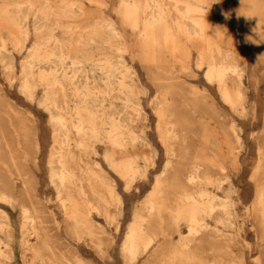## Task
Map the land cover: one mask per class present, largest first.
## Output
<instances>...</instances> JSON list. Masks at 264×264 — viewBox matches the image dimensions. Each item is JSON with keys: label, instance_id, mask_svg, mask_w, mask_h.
<instances>
[{"label": "rangeland", "instance_id": "1", "mask_svg": "<svg viewBox=\"0 0 264 264\" xmlns=\"http://www.w3.org/2000/svg\"><path fill=\"white\" fill-rule=\"evenodd\" d=\"M27 1L34 9H43L41 12L43 19H46L45 27H48L44 35L50 34L52 38L55 36L54 39L58 38L64 41L67 38H69L67 40L74 38L71 40L73 43L79 35L95 29L101 31L100 34L104 37L106 44H116L117 42H123L122 45L125 44L123 49L118 52L111 51L109 56L110 59L121 57L125 61L124 66H121V70L124 73L130 72L131 78L134 79V85L137 84L134 89L136 88V94L140 92L139 94L142 97V108L145 116H147L144 121L147 122L148 132H150V138L155 148V160L152 165L146 168L143 177L139 176L134 181L128 182V180L121 177L117 170L107 165L108 163L103 157L104 145L96 143V153L89 154L87 158L86 156L83 157L86 161L89 160L90 167L97 163L95 166L97 168L99 166V169L92 168L98 174L103 171V174L100 173L101 176L103 175V179L108 177L106 182L109 184L110 191L113 192L110 194L112 197L109 195V198H113L111 199L113 205L110 204V206L114 207L117 216L115 215L116 218L112 223L105 218V215L91 211L90 222L92 220L91 223L95 227L93 228L95 229L94 235L88 236L83 231H80L78 235H74V231L71 233L69 230H73L72 221L66 220L57 193L49 180L50 166L48 161L54 136H52L50 112L46 108L44 109L42 105L41 107H39V104L37 106L43 89L38 87L35 90L32 102L19 90V75L22 63L28 51L32 48L31 45L37 42L36 40L40 35L32 31L26 40L16 27L10 29V34L0 32V48L5 45L7 50L13 54V61H15L11 70L3 69L0 64V152H2L0 153V221L2 220L1 223H5L3 228L0 229V240L4 241L7 244V249L10 248L13 252L12 259L6 257V260H4L2 258L0 259L2 263L156 264V260L151 259V255L157 245L138 259L133 260V262L126 255L127 259H125L122 245L128 226L134 220L135 212L144 208L148 196L153 191L155 176L163 170L164 163H166L165 146L160 139L159 129L164 130L165 126L162 127L164 123L167 125L168 122L172 121L171 114L173 112L176 113L177 110L186 108L187 114L191 116V122L193 121L190 129L196 133L198 132L200 136L206 137L204 144H220L219 147L221 146L220 151H223V156L220 152L219 159L220 161L224 160L222 161L224 171L221 173L223 185L228 187L232 183L231 199L235 206L233 205L231 220L235 223V227H223L221 224L218 226L225 234H228V237L231 236L234 240V244L229 248L231 254H229L230 252L227 254L228 264H264V234L259 219L253 210L256 187L253 182L254 179L251 178L254 177L255 165L258 164V143L262 148L260 151L264 148V0H219V2L217 0H184V3L191 6L202 7L201 14L194 12L193 9L189 14H185L187 20L198 18L199 15L200 18H203V35L200 39H196L189 32L168 33L167 28L169 25L166 22H160L151 27L148 23L151 13L148 5L150 0ZM156 1L163 4L164 0ZM7 2L9 5L16 7L20 0H0V10H4ZM193 2L195 3L193 4ZM134 4L135 6H133ZM72 5H74L73 8ZM224 13L229 14L228 19L225 18ZM61 15L62 17H60ZM73 22L76 24L73 25ZM107 22L113 23L121 32L118 39H110L102 32V28ZM30 28L33 29V25ZM73 44L74 49L72 48L71 54L66 58L67 67L70 66L73 60L81 57L82 49L93 47L92 44L88 46ZM19 46L20 48H18ZM216 48H228L234 51L236 59L244 69V76L239 79L240 90L243 91L241 92L242 102L239 105L241 108L238 106L237 110V112L241 111L242 113V110L245 109L244 115L239 112L236 115V110L231 109L230 105L223 101L216 80L210 83L208 79H204L207 77H204L206 70H208L207 63L211 62L212 59V50H216ZM198 50L202 53L201 58L198 55ZM102 53V51L99 52V58L106 60L107 56H102ZM41 54L37 51L32 57L36 59ZM77 54L78 56H76ZM199 68L201 69L199 70ZM79 79L84 81V78ZM89 82L91 86H97L101 89L104 87L103 82L96 77L90 76ZM197 88L199 91H197ZM186 93L187 97H185ZM199 94L200 96L197 97L196 95ZM193 95L194 97H192ZM156 98L158 99L156 100ZM154 101L160 102V118L163 117L164 119H160L159 113L155 111L154 107L156 105L154 103L156 102ZM194 102L198 110L193 107ZM164 104L167 105L166 109V105L163 107ZM173 105L175 108L172 107ZM168 109L172 111L166 113ZM194 115L196 118L199 117L198 120L195 119ZM162 121L163 123H161ZM23 122L34 125L35 131H33V134L28 132L27 135L21 136L19 129H21ZM201 122L207 125L204 126ZM232 125L235 126V129L237 128L236 131L240 136L242 148H237L236 143L233 144L234 150L232 144L230 147V144L224 146ZM203 126L205 129L202 128ZM26 127L29 128L28 125ZM214 131L217 136L215 133L212 134ZM216 140L219 142H216ZM195 143L201 145L199 141ZM228 149H231L232 152ZM232 158L234 160L238 159L237 162L233 161ZM93 162L94 164H92ZM112 182H114V185ZM10 185L13 189L10 188ZM2 193L10 195L14 202L8 201L9 199L3 197ZM220 195L221 197L227 196L224 192H220ZM23 202H26V206L32 212L31 215H36L35 224L40 232L38 237L32 233L29 227L25 228L26 234L23 235ZM247 208L249 209L246 210ZM222 214V212H218L221 217L224 216ZM209 222L215 225L213 219H209ZM181 227V232L186 233L187 228L183 222ZM166 234L160 233V236H158L159 241L163 239V236L166 237ZM95 235H97L98 241L101 240V243H97L98 241L94 239L96 238ZM179 235L177 232L172 233L171 237L174 244L179 242L182 236ZM91 236L94 237V241ZM198 237L200 238V236ZM23 240L26 242L25 247L22 244ZM197 242L200 246L199 241ZM205 250H207V245L202 244L200 252L197 254L203 256L206 253ZM195 264H198V262H195Z\"/></svg>", "mask_w": 264, "mask_h": 264}, {"label": "bare ground", "instance_id": "2", "mask_svg": "<svg viewBox=\"0 0 264 264\" xmlns=\"http://www.w3.org/2000/svg\"><path fill=\"white\" fill-rule=\"evenodd\" d=\"M148 5L151 13L149 18H147L151 27L157 23L166 22L169 25L167 28L168 33L189 32L196 39H200L203 35V18H200L199 15L198 18L187 20L185 15L189 14L192 9L194 12L201 14L202 7L197 5L191 6L184 3V0H164L163 4L158 3L156 0H150ZM73 7L74 5H72ZM41 10L39 8L34 9L27 0H20L16 7L11 6V4L9 5L7 2L4 10H0V32L10 34V29L16 27L26 40L32 31L40 35L38 38L36 36L37 42L31 45L32 48H30L28 53L26 52L27 54L22 63L19 75V90L20 93L25 94L30 99L29 101L32 102L35 90L38 87L43 89L37 106L38 104L40 105L39 107L42 105L44 109L46 108L50 112V124L53 131L52 136H54L48 161L50 166V183L57 193L56 195L66 215V220L72 221L73 230L69 231L71 233L74 231V235H78L80 231H83L88 236H93L95 231L93 228L95 227L91 223L92 220L90 222L91 211L105 215V218L111 222L116 218V211L113 209L114 207H111L113 205L111 199L113 198H109V195L113 192L110 191L109 184L106 182L108 177L107 179H103V175L101 176L100 173L103 174L104 172L102 171L98 174L94 169H99V166L98 168L95 166L97 163L93 166L91 165L94 167L92 168L89 166V160L87 159L88 161H86L83 156L87 158L89 154L96 153V143H102L104 145L103 157L108 163L107 165L112 166L121 174V177L130 182L143 174L145 175L144 171L155 160V148L150 138V132H148L147 122L145 123L144 121L147 116H145L142 108V97L139 94L140 92L138 91L139 93L136 94V88L134 89L135 85L137 87V84L134 85V79L131 78L130 72L127 71L124 73L121 70V66H124L125 61L121 57L110 59L109 56L111 51L118 52L124 48L125 44L122 45L123 42L106 44L104 37L100 34L101 31L92 29L79 35L73 43L81 46L92 44L93 47L85 48V50L82 49L81 57H76L78 59L72 62L70 61L71 64L67 67L66 58L72 52L73 43L71 40L74 38L71 40H67L69 39L67 38L64 41L58 38L54 39L55 36L52 38L50 34L44 35L48 27H45L46 19H43ZM75 24L73 22V25ZM31 25H33V29L30 28ZM66 31L64 32L66 33ZM102 32L110 39H118L121 36V32L111 22H107L103 26ZM200 50H198V55L201 58L202 53ZM37 51L42 54L35 59L32 56ZM100 51L103 52L102 56H107L106 60L99 58ZM212 51V59L210 58L211 62L207 63L208 70H206L207 72H205L204 76L207 77L204 79H208L210 83L216 80L223 101L227 102L231 109L237 112L238 106L242 102L241 92L243 91L240 90L239 79L244 76V69L236 59L237 57L234 51L228 48H216V50ZM12 55L5 45L0 48V64L3 69H12L13 62H15L13 61ZM90 76L101 80L104 87L101 89L97 86H91L89 82ZM79 78H84V81H81ZM182 89L185 91L184 88ZM197 91H199L198 88ZM143 93L145 92L143 91ZM200 94L196 96L198 97ZM166 96L168 97L167 93ZM185 97H187V93ZM154 102L156 105L154 107L155 111L159 113L160 118V102ZM190 104L192 105V103ZM193 105L195 107V102ZM172 107L175 108L174 105ZM168 108L170 107L168 106ZM169 111L171 112L172 110L168 109L166 113H169ZM186 111L185 108L184 110H177L176 113L173 112L171 114L172 121L168 122L169 124L167 125L164 123L162 126H165L164 130L162 128V130L159 129L158 133L165 146L167 159L166 163H164L163 170L155 176L153 191L148 196L144 208L141 211H136L134 220L132 219L133 222L130 225L128 224V231L122 245V252H124V257L126 255V257L132 260L131 262L157 245L151 255V259H155L156 264H195V262H198V264L229 263L227 254L228 252L231 254L229 248L234 244V240L231 236L228 237V234H225L218 226L221 224L223 227H235V223L231 220L233 205L235 206L231 199L233 192L232 183H229L231 186L228 185V187H224L223 185L221 173L224 171L222 164L224 160L220 161L219 159L221 152L220 144H204L206 137L200 136L198 132L196 133L190 129L193 121L191 122V116ZM238 112L236 115L241 113V111ZM242 113L244 115L245 109L242 110ZM198 118L195 116V119L198 120ZM163 121L166 122L165 120ZM27 125L29 128L26 127ZM203 125L206 126L207 124ZM21 126V129H19L21 136L27 135L28 132L33 134V131H35L34 125L28 122H23ZM236 129L233 125L230 127L226 137L227 143L225 142L224 146L230 144V147L231 144L236 143L237 148H242L243 145ZM196 141H199L201 145H197L195 143ZM216 142L219 141L216 140ZM259 145L258 143V164L255 165V174L251 178L254 179L253 182L256 187L253 210L259 219V224L264 234V148L260 151L262 148ZM233 148L235 149L234 145ZM222 152L221 156H223ZM227 154L226 156H228ZM224 158L226 159L227 157ZM232 160L237 162L238 159L234 160L232 158ZM142 177L140 178L142 179ZM112 183L114 185V182ZM10 188L13 189L12 185H10ZM220 192H224L227 196L221 197ZM116 195L118 194L116 193ZM2 196L7 197L9 199L8 201L14 202V199L10 195L2 193ZM110 204L112 205L110 206ZM22 206L23 235L26 234L25 228L29 227L32 233L38 237L40 232L35 224L36 215H31L32 212L26 206V202H23ZM117 207L119 206L117 205ZM218 212H222L225 217L223 216V218L218 215ZM118 213L120 214V211ZM209 219H213L215 225H212ZM1 221L0 229L5 224L1 223ZM182 222L187 228L186 233L181 232ZM162 232L167 233L166 237L167 235L168 237L166 238L162 235L163 239L159 241L158 236ZM173 232L182 235L176 244L172 242L171 235ZM6 237L8 238L7 235ZM95 237L93 238L98 241L97 235ZM197 241H199L200 246ZM22 244L25 247L26 242L23 240ZM202 244L207 245V250H205L206 253L203 256H199L197 253L200 252ZM12 254L13 252L10 248L7 249V244L0 240V259L4 258L6 260V257L12 259ZM126 257L125 259H127ZM0 264H3L1 260Z\"/></svg>", "mask_w": 264, "mask_h": 264}, {"label": "clouds", "instance_id": "3", "mask_svg": "<svg viewBox=\"0 0 264 264\" xmlns=\"http://www.w3.org/2000/svg\"><path fill=\"white\" fill-rule=\"evenodd\" d=\"M217 2H219V0H217ZM225 18L228 19L229 18V14L228 13H224Z\"/></svg>", "mask_w": 264, "mask_h": 264}]
</instances>
